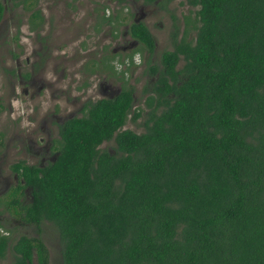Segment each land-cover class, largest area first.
Wrapping results in <instances>:
<instances>
[{"label":"trees","instance_id":"obj_1","mask_svg":"<svg viewBox=\"0 0 264 264\" xmlns=\"http://www.w3.org/2000/svg\"><path fill=\"white\" fill-rule=\"evenodd\" d=\"M185 1L199 6L196 36L150 66L144 132L122 129L134 102L123 85L60 125L53 161L12 166L24 184L7 205L38 234L55 225L61 264H264V0ZM129 33L153 52L144 23ZM11 248V264H51L39 235Z\"/></svg>","mask_w":264,"mask_h":264},{"label":"rangeland","instance_id":"obj_2","mask_svg":"<svg viewBox=\"0 0 264 264\" xmlns=\"http://www.w3.org/2000/svg\"><path fill=\"white\" fill-rule=\"evenodd\" d=\"M2 3L1 182L2 177L13 176L11 165L15 162L41 165L43 161H52L59 146L58 126L67 118L83 115L87 102L113 95L123 85L133 88L134 102L122 129L144 132L151 110L147 96L152 93L155 80L150 66H161V53L172 50L183 35L194 39L198 25L199 6L185 0L145 7L139 0L117 3L114 0H2ZM36 5L42 10V19H32ZM139 7L146 12L139 21L145 23L157 44L149 55L139 44L127 47L124 52L121 49ZM102 10L110 15L111 23L98 21ZM182 65L180 57L176 68ZM162 108L159 106L157 112ZM137 110L141 115L132 120L133 111ZM112 145L109 141L100 147L112 150ZM9 199L6 193H0V223L7 228L11 240L22 234L39 235L47 247L50 263L61 264L62 244L55 225L43 221L38 234L36 225L23 223L13 207L7 205ZM28 201L27 197L23 199L24 203ZM11 262L12 256L7 251L0 264Z\"/></svg>","mask_w":264,"mask_h":264},{"label":"flooded vegetation","instance_id":"obj_3","mask_svg":"<svg viewBox=\"0 0 264 264\" xmlns=\"http://www.w3.org/2000/svg\"><path fill=\"white\" fill-rule=\"evenodd\" d=\"M2 1V0H1ZM119 1H121V0H114V2L115 3H117V2H119ZM133 1H137V0H133ZM139 1H141V3H142V5L141 6H143V7H145V6H148V5H157V4H159L160 3V0H153L152 2H149V1H145V0H139ZM173 1V0H172ZM169 2H171V1H168V2H166V3H169ZM34 9H38L39 10V17H40V19H42V17H43V13H41L42 12V10H41V8L39 7L38 8V6L36 5L35 7H34ZM33 9V10H34ZM145 11L144 10H142V8L141 7H139V13H135V18L131 21V23L132 22H140L139 21V19H142V18H144V16H145ZM137 14V15H136ZM107 16V17H106ZM100 17L101 18H99L98 19V21H103V22H105V21H107V20H109L110 19V15H105L104 14V10H102L101 11V15H100ZM130 23V24H131ZM145 24V23H144ZM38 25H40V23L38 24ZM35 28H36V26H34ZM38 27V26H37ZM31 28V27H30ZM32 28H33V26H32ZM155 43V42H154ZM134 44H139V45H141V47L140 48H143V46H142V44H141V42L139 41V40H137V39H135V38H133L132 36H131V34L129 33L128 34V37H127V41H126V43L124 44V46L123 47H121V49H122V51L124 52V51H126L125 49L127 48V47H129V46H132V45H134ZM155 45L156 46H154V50H155V47L157 48V44L155 43ZM145 52H147V54L149 55L150 53L146 50V49H143ZM153 50V51H154ZM21 56V53H20V55L18 56H16L17 58L16 59H18L19 57ZM26 77V76H25ZM24 77V78H25ZM23 91H25V92H27V89H23ZM120 91V90H119ZM118 94V92L117 93H115V94H113V95H110V96H108L109 98H112V97H114V96H116ZM64 122V121H63ZM63 122L61 123V124H63ZM60 124V125H61ZM60 125L58 126V129H60ZM47 147H48V150H50V147H51V145H50V143H48L47 144ZM56 147H57V145H56ZM57 153V152H56ZM53 160L55 159V155L53 156V158H52ZM52 160V161H53ZM24 162V161H23ZM16 163V162H15ZM24 163H26V162H24ZM14 164V163H13ZM13 164L11 165V169H12V171H13V176H10L9 178H7V177H2V182H1V179H0V193H6V195H8V198H9V192H10V190L12 189V187H14V186H16L19 182H21V184H24V181H23V179H21V178H19L18 177V175H17V173L14 171V169L12 168V166H13ZM26 164H28V163H26ZM47 164V162H45V161H43V164H41V165H37V166H44V165H46ZM33 165H35V164H33ZM23 192H24V195H23V197H22V200L25 198V197H27V200L29 199V201L31 200V193H30V188L29 187H25L24 189H23ZM28 195H29V197H28ZM28 201V202H29ZM7 231V228H5L1 223H0V235H4V236H8L9 238H10V240L8 241V245H7V248H6V252L7 251H9V253L11 254V256H12V261H13V251H12V248H11V246H12V240H11V237L8 235V232H6ZM5 252V253H6ZM12 263V262H11Z\"/></svg>","mask_w":264,"mask_h":264}]
</instances>
